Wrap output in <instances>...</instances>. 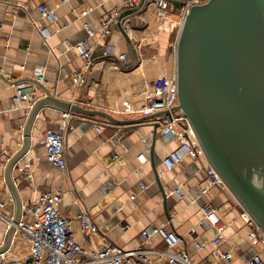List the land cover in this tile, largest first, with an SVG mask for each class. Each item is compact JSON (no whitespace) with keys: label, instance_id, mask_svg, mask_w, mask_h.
Listing matches in <instances>:
<instances>
[{"label":"crops","instance_id":"0c3cea01","mask_svg":"<svg viewBox=\"0 0 264 264\" xmlns=\"http://www.w3.org/2000/svg\"><path fill=\"white\" fill-rule=\"evenodd\" d=\"M57 12V19L44 18L39 8ZM123 0H2L0 3V204L8 219L15 203L5 181L8 160L23 146L27 110L13 109L14 84L25 82L38 99L46 91L81 106L107 112L118 119H139L155 83L176 74V45L186 16L170 6L160 10L145 0L138 13L121 19L122 30L112 27L102 35L108 14L123 10ZM86 12V15L83 13ZM88 29L95 33L90 38ZM48 32L46 38L43 32ZM125 31L126 34L123 32ZM86 43L92 64L75 49ZM126 55L127 60L119 57ZM86 82L78 87L77 74ZM43 81L38 80V75ZM104 127L103 130H99ZM48 130L64 136L67 171L47 159L44 138ZM165 142L154 121L126 126L105 119L67 116L53 109L42 110L32 130L28 154L14 167L13 178L23 206L44 193L62 196L60 211L71 222L77 243L99 249L104 239L133 250L147 247L141 233L148 227L177 232L194 264L213 261L217 230L205 223L204 208L210 206L225 226L220 248L232 252L231 264H246L256 255L264 258L260 244L247 239L249 229L241 218L242 208L229 189L211 184L205 158H185L173 170L164 159L178 148ZM158 176V179H157ZM185 194L180 199L175 193ZM88 211L99 226L98 234L83 233L79 216ZM31 221L32 217L25 216ZM10 222L0 218V247ZM204 245V250L196 244ZM149 247L165 249L159 236ZM30 242L17 234L5 260H21Z\"/></svg>","mask_w":264,"mask_h":264},{"label":"water","instance_id":"95a60500","mask_svg":"<svg viewBox=\"0 0 264 264\" xmlns=\"http://www.w3.org/2000/svg\"><path fill=\"white\" fill-rule=\"evenodd\" d=\"M171 3L187 8L176 45L177 105L172 112L189 120L209 163L264 230V0ZM141 5L121 19L138 13ZM118 27L122 30L121 22ZM44 109L99 117L117 126L157 121L170 114L161 111L139 119H118L46 91L28 114L22 148L6 166L5 181L15 215L0 257L10 249L22 219L23 202L13 170L28 154L33 127ZM154 123L158 128V122Z\"/></svg>","mask_w":264,"mask_h":264},{"label":"built area","instance_id":"2783aa9c","mask_svg":"<svg viewBox=\"0 0 264 264\" xmlns=\"http://www.w3.org/2000/svg\"><path fill=\"white\" fill-rule=\"evenodd\" d=\"M68 3L71 0H62ZM145 0H123V10L138 8ZM158 9L166 11L172 6L171 0H153ZM2 0H0V3ZM189 5H193L188 1ZM187 14V8L183 9ZM41 15L50 20L57 19V12L46 6L39 8ZM87 13L84 12L83 15ZM121 10H115L108 14L102 22V35L106 36L112 27L118 26L121 22ZM1 27V24H0ZM47 38L49 33L43 32ZM90 38L95 33L88 29ZM75 49L86 60V66L92 64V52L86 43H81ZM127 60L126 55L119 57ZM38 80L43 81V76L38 75ZM78 87L85 84V74H77ZM15 97L13 109L27 110L28 114L38 100L31 88L23 81L14 84ZM177 105V77L164 78L155 83L151 93L147 96L144 106L138 111L145 115H151L161 111H169L166 117H159L157 121L160 128L161 138L169 143L177 141L178 148L171 152L165 159L164 165L168 170H173L180 165L185 158H205L208 162L207 176L212 185L229 189L221 175L209 163L205 152L198 140V137L189 122L181 113H173L172 109ZM70 116V115H67ZM101 127L99 130H103ZM44 146L48 161L62 172L67 171V156L64 136L56 131L48 130L44 138ZM175 193L180 199L185 194L180 189ZM62 196L57 193H44L42 196L27 205L23 206L22 219L17 225V234H21L30 242V250L21 260L0 259V264H194L191 255L180 248L183 238L175 231L167 230L164 227H148L141 233V247L133 250L123 249L109 240L104 239L99 249L90 250L76 242L71 233V222L64 218L60 211ZM241 205V204H240ZM4 204H0V218L8 220L2 214ZM241 218L247 225L249 232L247 239L260 244L264 251V230L252 217V215L241 205ZM205 223L217 230V236L213 243L216 246L212 252L213 261L206 264H231L233 261L232 252L223 251L220 246L223 241L225 226L216 210L210 206L204 208ZM25 216L32 217L31 221L24 220ZM80 229L83 233L98 234L99 226L94 222L88 211L81 212L79 216ZM10 227V225H9ZM159 236L165 243V249L149 247L152 238ZM198 250H204V245L197 243ZM246 264H264V258L256 255Z\"/></svg>","mask_w":264,"mask_h":264},{"label":"rangeland","instance_id":"374dc122","mask_svg":"<svg viewBox=\"0 0 264 264\" xmlns=\"http://www.w3.org/2000/svg\"><path fill=\"white\" fill-rule=\"evenodd\" d=\"M190 2H192V4H202L207 2L208 0H189Z\"/></svg>","mask_w":264,"mask_h":264},{"label":"trees","instance_id":"16d2710c","mask_svg":"<svg viewBox=\"0 0 264 264\" xmlns=\"http://www.w3.org/2000/svg\"><path fill=\"white\" fill-rule=\"evenodd\" d=\"M177 1H186V2H188L189 0H177Z\"/></svg>","mask_w":264,"mask_h":264}]
</instances>
